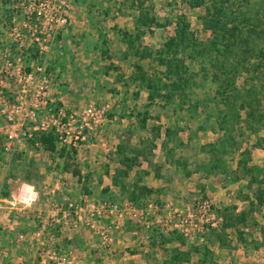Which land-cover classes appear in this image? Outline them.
Segmentation results:
<instances>
[{"label": "rangeland", "instance_id": "rangeland-1", "mask_svg": "<svg viewBox=\"0 0 264 264\" xmlns=\"http://www.w3.org/2000/svg\"><path fill=\"white\" fill-rule=\"evenodd\" d=\"M140 5L143 11H148L156 17L155 24L146 27L137 42L143 47L152 51L159 48L166 37L175 33L176 18L179 15L185 17L190 29L200 41L212 37L204 21L205 8L191 7L185 0H71L69 23L49 57L47 73L52 76V84L55 87H62L63 91H66L67 96L63 97H67V100L64 103L70 109L77 110L90 101L96 105L107 104L108 110L102 128L94 134L91 133L81 147L73 152L70 146H66L64 153L68 160L71 156L75 159L77 153L86 154L89 156L87 166L92 164L94 172H89L92 175L86 173L83 176L81 183L84 186L78 185V177L74 178L76 187L69 183L70 193L61 201L63 205L55 207L54 216L60 220L59 216L68 209V204L72 203L73 210L63 218L71 225L72 232L84 231L92 235V241L94 240L98 249L109 254L115 251L114 237L118 235L128 238L143 231L160 239L159 232L163 231L154 226L157 216H163L169 207L190 205L199 198L207 197L216 209L235 206L234 213L243 211L248 223L256 221L257 225L250 224L246 228L248 242L245 248L238 241L234 229L226 230V238L229 240L231 235L240 248L239 251H234L236 256L241 254V251L252 252L254 243L249 242L250 239L255 238V241L260 243L259 247L263 245L261 232L264 229V127H260L255 133L242 121L238 131L240 146L235 150H228L225 154L227 170L211 174L201 170L211 156L203 152L201 146L221 135L218 129L219 114L223 107L220 81L211 75L202 76L198 65L193 63L188 66L193 76L183 91L160 88L154 93V98L149 100V91L145 86L131 80L134 73L133 64L139 60L134 54H127V46L121 36L122 30H130L135 34L133 16ZM9 12V2L0 0V41L13 56H19L23 63L29 64L35 61L30 49L18 48L9 41ZM140 62L145 70L161 76L162 70H159L162 67L156 63L151 64L149 59ZM249 83L246 73L237 75V86ZM16 91V85L9 82L7 96L12 97ZM50 98L57 99L53 94ZM143 117L146 119L143 120ZM39 147L42 148L41 145ZM57 147L56 151L50 153L61 152L62 146ZM182 158L187 160V165L176 167L174 161ZM245 158L248 159V164L257 167V170L243 176V170L238 167ZM123 160L125 162H120ZM51 163L54 170L61 167L57 161ZM12 169L10 167L7 170L10 181L4 179L5 185L2 186L7 192L14 193L21 183H30L38 192L34 203L47 201V195L40 188V182H35L31 177L30 181H25V174L21 169H13L14 173ZM120 170L129 172L124 178V182L128 184L139 175L145 180V171L159 177L158 182L153 185L155 188H151L154 191L146 194V199L131 205L135 209H145L146 201H154V213L151 211L149 215H143L141 218L133 217L127 203V192L109 189L108 185L113 183V171ZM2 172L5 173L4 170ZM3 173L0 174V179ZM70 178L71 176L60 178L53 174V179L49 180L60 182L62 179L68 182ZM152 180L154 181V178ZM49 194L51 199H55L56 192ZM104 201L117 205L115 216L111 214L109 217H99L95 221V228L89 227L84 221L86 212L80 211L79 206ZM34 203L24 209L29 215L33 212L30 210ZM74 212L84 215L82 221L77 220V214ZM110 223H119L120 227L112 228V239L106 246L102 244L99 230ZM184 243V249L194 245L201 247L200 242L190 237H185ZM49 246L50 242L42 244L43 256L39 258V262L42 258L48 259L43 248L48 249ZM127 249L129 248L124 250ZM159 252L168 256L163 249ZM71 255L72 264H82L72 252ZM32 259L33 257L28 260ZM98 259H101L100 256L91 260ZM48 262L52 264L56 260L49 259ZM58 262L61 263L60 260ZM240 262L241 260L235 258L231 264Z\"/></svg>", "mask_w": 264, "mask_h": 264}, {"label": "trees", "instance_id": "trees-1", "mask_svg": "<svg viewBox=\"0 0 264 264\" xmlns=\"http://www.w3.org/2000/svg\"><path fill=\"white\" fill-rule=\"evenodd\" d=\"M185 2L191 7L205 8L204 21L212 33L211 39L200 41L190 29L185 17L179 15L176 18L175 33L166 37L159 48L152 51L148 47H143L137 42L140 41L145 28L155 24L156 17L148 11H143L141 5L133 16L135 34L133 35L130 30H122L121 36L127 46V54L132 53L139 60L133 64L134 73L131 80L145 86L149 91V100L154 98V93L160 88L183 91L193 76L188 68L193 63L198 65L202 76L211 75L220 81L223 107L219 114L218 129L221 135L201 146L203 152L211 154L201 170L206 174L222 172L227 170L225 157L227 151L240 146L238 139L240 123L245 121L249 129L255 133L260 127H264V0H185ZM143 59H149L151 64L156 63L162 67L159 70H162L161 76L145 70L140 62ZM243 72L248 75L250 83L237 86V75ZM145 119L146 117H143V120ZM156 131L158 133L159 129ZM38 140L45 150L56 151L53 130L41 133ZM262 140L264 141V137ZM30 143L34 146V141ZM65 148L66 146H62L61 152H64ZM71 149L73 152L76 150L75 147ZM72 159L73 156L69 157V160ZM174 162L178 168L187 165V160L183 158ZM238 168L243 170V176L257 170V167L248 164L246 158L241 161ZM72 172L76 176L79 175L76 170ZM127 172L116 171L113 176V182L120 187L122 193L126 192L124 178ZM144 174L148 175V171ZM141 180L142 176L139 175L127 191L128 199L132 203L146 199L145 195L154 191L140 183ZM235 209V206L216 209L222 217V223L219 228L206 232L204 241L200 243L201 247L194 245L182 249L175 246L167 249L165 251L168 257L163 264H184L189 261L193 252L202 253L203 264H219L213 260L207 243L216 240L220 246H228L226 230L229 228L235 230L238 241L245 248L248 242L246 228L257 223L256 221L248 223L245 212L234 213ZM159 234L163 242L185 244V237L177 231ZM250 240L249 242L254 243L253 249L260 246L255 238Z\"/></svg>", "mask_w": 264, "mask_h": 264}, {"label": "built area", "instance_id": "built-area-1", "mask_svg": "<svg viewBox=\"0 0 264 264\" xmlns=\"http://www.w3.org/2000/svg\"><path fill=\"white\" fill-rule=\"evenodd\" d=\"M7 1L10 6L9 41L18 48H29L35 61L23 63L19 56H13L0 41V114L4 119V124L0 125V135L8 141L17 138L34 141V146L39 147L40 134L53 130L56 145L81 147L91 133L102 128L108 105H96L88 101L74 110L49 96L52 76L47 73L48 60L57 46L59 36L69 23L71 0ZM9 82L17 87L12 97L7 96ZM5 148L10 147L6 145ZM37 198L38 192L32 184L21 183L5 203L21 210L30 207ZM144 206L145 209L130 206L132 216L141 218L151 211L154 213L156 209L154 201H146ZM73 208L74 205L69 203L68 209L62 212L63 217H67ZM116 208L117 205L109 201L84 203V207L79 206V210L85 211V216L79 212L74 213L78 221H82L84 216L85 224L95 228V221L99 217L114 215ZM112 223L99 230L102 244L106 246L111 242L112 228L120 227L119 223ZM221 223L222 217L213 202L202 197L190 205L169 207L163 216L156 217L154 226L163 232L177 231L201 243L206 232L219 228ZM18 240L22 241L24 237L19 235ZM43 250L48 259L42 258L40 264H49V259L72 264L71 251L57 256L46 247ZM6 256V251L0 252V261Z\"/></svg>", "mask_w": 264, "mask_h": 264}, {"label": "crops", "instance_id": "crops-1", "mask_svg": "<svg viewBox=\"0 0 264 264\" xmlns=\"http://www.w3.org/2000/svg\"><path fill=\"white\" fill-rule=\"evenodd\" d=\"M51 94L55 95L57 100L63 103L67 100V97H63L67 96L66 91H63L62 87L61 89L58 86L55 87L54 84L51 85L49 96ZM3 124L4 119L0 114V125ZM6 145L10 148L6 149ZM88 158L89 156L86 154L80 155L77 153L75 159L68 160L64 152L50 153L43 147H35L22 138L8 141L0 135V174L3 173L2 170L5 172L0 179V252H7V256L0 261V264H40L39 258L43 256L41 246L44 242H50L48 249L55 254L63 255L71 251L73 256L81 261L82 264H163L168 256L164 253L160 254V250L163 249L165 251V248L169 249L175 246L184 249V245L177 242H163L161 236L159 239L154 234L140 231L138 235H131L128 238H121L119 235L114 237V253H103L101 249H98L99 247H97L94 240L92 241V235L84 231L72 232L71 225L63 219V213L59 216L60 220H57L56 216H54L56 214L55 207L59 204L63 205L61 201L67 197L71 190L69 183L73 184V187H76V182L82 186L81 180L83 176L86 173L94 172L92 164L88 165L89 167L87 166ZM56 161L59 162L61 167L54 170L51 162ZM10 167L21 169L25 174V181H30L31 177L32 180H36L35 182H40V188L47 195V201L38 204L34 203L33 208L30 210L33 212L30 215L24 209L18 210L5 203L13 193L7 192L2 187L5 185V181H10L7 177V170ZM13 169L12 173L15 172ZM73 170L78 171L79 175H74ZM115 173L113 171L112 176ZM127 173L129 175V172ZM53 174H57V177L59 176L60 178H68L70 176L71 178L68 182L62 179L59 180L60 182H50L49 179H53ZM89 174L92 175L91 173ZM75 177H78L76 182L74 181ZM144 177L145 180H142L141 183L149 189L155 188L154 184L158 182L159 177L153 173ZM153 178L154 181L152 180ZM132 183L128 184L125 182L126 192L131 188ZM108 186L110 190L120 191V187L114 182ZM55 192V199H51L49 193L54 194ZM127 200L130 207L133 203L129 199ZM19 235H22L24 240L19 241ZM229 238L228 246H220L216 240L207 243L214 261L219 264H231L233 259L238 258L241 260L239 264H264L263 234V245L261 247L248 253L241 251V254L238 253L237 256L234 251H239L238 243L232 239L231 235ZM125 248L129 249L124 250ZM95 256L97 258L100 256L101 259L92 261L91 259ZM32 257L33 259L29 261L28 259ZM202 261V253L193 252L189 261L184 264H203ZM52 264L61 263L56 261Z\"/></svg>", "mask_w": 264, "mask_h": 264}]
</instances>
